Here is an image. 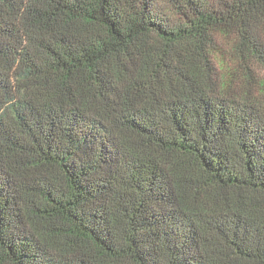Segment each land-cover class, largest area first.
<instances>
[{
  "label": "trees",
  "instance_id": "obj_1",
  "mask_svg": "<svg viewBox=\"0 0 264 264\" xmlns=\"http://www.w3.org/2000/svg\"><path fill=\"white\" fill-rule=\"evenodd\" d=\"M0 264H264V0H0Z\"/></svg>",
  "mask_w": 264,
  "mask_h": 264
}]
</instances>
